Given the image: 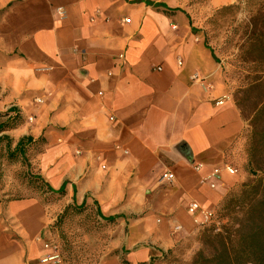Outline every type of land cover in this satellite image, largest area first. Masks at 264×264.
I'll list each match as a JSON object with an SVG mask.
<instances>
[{"label": "crops", "instance_id": "0c3cea01", "mask_svg": "<svg viewBox=\"0 0 264 264\" xmlns=\"http://www.w3.org/2000/svg\"><path fill=\"white\" fill-rule=\"evenodd\" d=\"M237 1L0 0V125L20 115L0 132V169L24 168L7 151L30 138V172L53 192L0 190V264H64L48 231L68 205L120 224V256L100 264H173L203 222L189 206L214 212L247 179L238 82L201 31Z\"/></svg>", "mask_w": 264, "mask_h": 264}, {"label": "rangeland", "instance_id": "374dc122", "mask_svg": "<svg viewBox=\"0 0 264 264\" xmlns=\"http://www.w3.org/2000/svg\"><path fill=\"white\" fill-rule=\"evenodd\" d=\"M188 6H201L208 0H183ZM205 41L214 52L219 62H223L231 68V75L238 82V87L232 93V99L240 109L242 115L248 120L247 152L249 149H257V158L264 161V144L260 143L264 134V118L255 125L252 120L256 112L264 103V72L262 65L254 62V56L249 52L250 39L254 34L264 31V0H238L230 8L212 12L204 20L203 28ZM251 54V55H250ZM253 55V56H252ZM264 117V116H261ZM255 154V153H253ZM18 172L5 175L0 169V190L10 188L4 196L7 200L20 199L28 196H44V187L38 182L30 183L27 176L30 175V167ZM255 176L249 172L246 166L247 179L238 185L230 193L229 199H236L251 191V188L264 182V163L258 167ZM245 186V187H244ZM251 188H248V187ZM47 195L44 199H48ZM242 197V198H243ZM245 198H248L245 196ZM214 211L210 222L201 225L196 233L171 255L173 264H193L197 254L201 251L205 259L214 256L217 246L213 242L205 243L202 233L205 230H214L213 235L223 233V229L231 227V221L226 218V213L219 208ZM244 212V211H243ZM244 213L237 212L234 216L244 219ZM118 223H107L102 220L94 206L78 209L71 206L60 226L50 234V246L56 260L65 264H100L104 260L120 256V251L108 250V244L116 235ZM207 239V238H205ZM212 264V263H206Z\"/></svg>", "mask_w": 264, "mask_h": 264}, {"label": "trees", "instance_id": "16d2710c", "mask_svg": "<svg viewBox=\"0 0 264 264\" xmlns=\"http://www.w3.org/2000/svg\"><path fill=\"white\" fill-rule=\"evenodd\" d=\"M136 3H143L142 1H136ZM146 5H149V3L144 2ZM232 6L226 7L230 8ZM222 8V9H226ZM187 16V15H186ZM188 17V16H187ZM191 26V21H190ZM196 32L197 30L192 28V32ZM205 47L210 50L212 54V58L216 63H219V60L214 55V52L212 49L208 46L207 42H204ZM249 52L253 54L256 53L257 56H254V62L257 64L262 65L264 67V31L254 34L252 38L250 39L249 43ZM250 54V55H251ZM253 56V55H252ZM262 72H264V69H262ZM264 97V96H262ZM7 120L4 122V124L0 125V132L11 129L15 124L19 121L20 115L16 111V109H9L6 113ZM264 116V103H262L261 108L256 112L252 123L253 125L257 123L258 120H260L261 117ZM2 116H0L1 118ZM4 140H6L4 138ZM9 143V142H8ZM260 143L264 144V134H262ZM31 144V139L26 138L21 140L15 150L13 151H7V161L9 162H15L16 160L21 159L20 162H22V165H26L29 168V165L26 162V158L24 156V153H27V145ZM255 153V154H253ZM248 166H249V172L252 176H255L256 172L259 170L258 167L262 163L257 158V149H249L248 151ZM28 181L32 184L34 182H40L42 186L44 187V194L53 193L49 187H47L40 178L30 173V175L27 176ZM245 187V186H244ZM248 187V186H247ZM251 188V187H248ZM64 189L63 187L58 191V195H63ZM230 196V195H229ZM229 196L226 198V200L222 203V205L219 207L221 210H223L226 213V218L231 221V227L223 229V234L217 233L213 235L212 229L205 230L202 233V237H204L205 243L213 242L217 248L214 251V256L210 259H205L203 257L202 252L200 251L197 254L196 260L193 262V264H206V263H212V264H264V182L259 181L258 184L253 186L251 188L250 194L247 193L245 196L248 198H245V196L238 197L236 199H229ZM243 197V198H242ZM52 195L49 194L48 199H51ZM52 200V199H51ZM50 202L49 200H47ZM71 206L76 205H68L65 207V209L62 211V213L57 217L54 224L49 228V234H51L58 226L61 225L63 220L65 219L67 212L69 209H71ZM78 207V206H76ZM86 206H79L78 209L85 208ZM219 208L217 210H219ZM244 211V212H243ZM100 215V212L97 211ZM217 213V211H215ZM237 212H240L243 214L244 219H239L237 216H234L237 214ZM101 219L106 221L107 223L115 221L114 218H103L100 215ZM207 238V239H205ZM124 262V261H123ZM65 264V263H64ZM142 264H153V261L149 263H142Z\"/></svg>", "mask_w": 264, "mask_h": 264}, {"label": "built area", "instance_id": "2783aa9c", "mask_svg": "<svg viewBox=\"0 0 264 264\" xmlns=\"http://www.w3.org/2000/svg\"><path fill=\"white\" fill-rule=\"evenodd\" d=\"M126 22H129L128 20ZM219 104H221V102H219ZM225 170L229 173V174H234V170L229 168V167H225ZM219 171L215 170L214 171V175H218ZM163 179L167 180V181H172L173 180V176L171 174H165L163 176ZM189 213L191 214H197L200 213L203 216V222L201 223V225L206 224L208 222H210L213 218L214 212H209V211H202L198 205H196L195 203H192L189 208H188ZM56 258L53 257L50 260H55Z\"/></svg>", "mask_w": 264, "mask_h": 264}]
</instances>
